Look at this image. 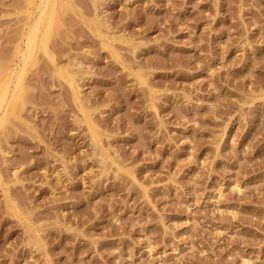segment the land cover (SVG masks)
<instances>
[{"label":"rangeland","instance_id":"374dc122","mask_svg":"<svg viewBox=\"0 0 264 264\" xmlns=\"http://www.w3.org/2000/svg\"><path fill=\"white\" fill-rule=\"evenodd\" d=\"M69 1L0 133V264H264V0Z\"/></svg>","mask_w":264,"mask_h":264},{"label":"bare ground","instance_id":"6f19581e","mask_svg":"<svg viewBox=\"0 0 264 264\" xmlns=\"http://www.w3.org/2000/svg\"><path fill=\"white\" fill-rule=\"evenodd\" d=\"M67 9H71L69 0H26L24 13L27 16V28L15 48L12 61L0 68V133L13 125L16 119H20L19 111L26 103V76L31 67L36 64L38 55L44 54L51 62H56L49 49V44L61 25L62 13ZM97 35L103 39V48L111 50L113 56L119 59L109 39L102 36L100 31ZM57 75L71 87L74 98L84 115L82 122L89 127L95 145L104 153L97 127L83 106L74 75L64 67H57ZM138 78L141 84L145 83L141 76ZM17 174L18 171L13 173L14 176ZM234 189L240 190V187L234 185Z\"/></svg>","mask_w":264,"mask_h":264}]
</instances>
